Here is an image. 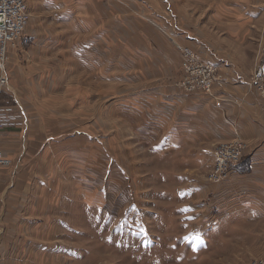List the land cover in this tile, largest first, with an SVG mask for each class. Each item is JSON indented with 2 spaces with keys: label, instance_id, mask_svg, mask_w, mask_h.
Returning a JSON list of instances; mask_svg holds the SVG:
<instances>
[{
  "label": "crops",
  "instance_id": "1",
  "mask_svg": "<svg viewBox=\"0 0 264 264\" xmlns=\"http://www.w3.org/2000/svg\"><path fill=\"white\" fill-rule=\"evenodd\" d=\"M188 1L194 18L205 19L204 34L199 33L205 46L198 45V49L208 58L213 59L209 43L214 41L215 28L222 27L219 60L226 65L220 67L223 78L215 84L212 96L187 94L182 89L179 51L163 37L154 39L155 44L146 32L149 29L135 17L117 19L118 0L42 3L46 16L30 21L18 49L10 52L8 83L0 87V104L7 103L5 94L12 96L28 120L23 131L0 132V150L13 160L12 166L0 168L1 213L10 209L12 213V203L19 198L20 225L28 229L38 223L39 205H32L43 199L35 194L37 187L40 191L49 187L57 204L67 200V187L77 193L72 200H87L82 172L87 153L101 150L96 137L102 136L95 126L101 128L102 106H108L117 136L123 117L127 128L134 126V116L147 119L154 103L164 128L159 138L169 142L173 138L180 152L201 142L216 144L235 138L247 142L250 171L236 174L237 194H243L238 197L237 211L264 220V109L249 81L264 42V0H208L195 5ZM187 4L174 0L179 10ZM153 76L162 80L155 88L157 96L150 92ZM87 122H93L94 131L86 129ZM85 130L92 137L85 136ZM34 262L47 264L49 259Z\"/></svg>",
  "mask_w": 264,
  "mask_h": 264
},
{
  "label": "rangeland",
  "instance_id": "2",
  "mask_svg": "<svg viewBox=\"0 0 264 264\" xmlns=\"http://www.w3.org/2000/svg\"><path fill=\"white\" fill-rule=\"evenodd\" d=\"M44 1L47 0H26L30 21L46 16L41 10ZM197 1L208 0H193L191 4ZM186 2L187 8L179 10L174 7V0H118L115 16H133L143 22L152 41L163 37L176 50L178 44L192 47L207 62L218 66L222 79V27L215 28L214 41L209 43L212 49L206 44L213 52V59L208 58L198 49V45L205 46L200 36L204 34L201 26L205 19L194 18L195 13H191L189 1ZM17 47H11L10 52ZM149 83L150 92L157 96L155 88L162 83L161 76L151 77ZM12 100L5 94L7 103L0 104V111L15 115V124H0V132L27 128L28 120ZM151 109L145 120L134 116V126L128 128L123 117L116 136L108 106H102L101 128L95 126L102 136L96 137L101 150L87 153L82 172L87 200H72L77 193L67 187V200L57 204L52 201L55 194L49 187H44V191L37 187L35 194L43 199L39 202L35 196L37 202L32 203L39 205L35 219L38 223L24 229L17 217L23 211L17 198L12 203L14 215L11 209L0 212V255L9 253L0 256V264H36L34 260L41 258L49 259L47 264H252L264 257V220L255 219L245 210L237 211L241 206L238 197L243 196L237 194L238 173L221 182L213 181V150L221 142H201L180 152L173 138L170 142L163 136L159 138L163 122L157 117L154 103ZM90 124L93 122L86 123V129L94 131ZM87 130L85 136L92 137ZM85 147L90 149L89 144ZM1 152L10 163L0 168L12 166L13 160ZM249 161L245 157L237 167L240 173L250 171Z\"/></svg>",
  "mask_w": 264,
  "mask_h": 264
},
{
  "label": "built area",
  "instance_id": "3",
  "mask_svg": "<svg viewBox=\"0 0 264 264\" xmlns=\"http://www.w3.org/2000/svg\"><path fill=\"white\" fill-rule=\"evenodd\" d=\"M30 22V12L26 0H0V84L5 86L10 48L18 46L23 39ZM182 58L181 87L186 93H205L212 95L215 84L221 79L216 64L207 62L203 56L190 46L177 45ZM250 83L256 89L263 102L264 109V42L261 44L255 70ZM0 111L1 127H8L17 118L15 115ZM20 114L19 116H21ZM248 144L241 138L221 142L214 149L213 181L221 182L238 173V166L244 162ZM10 160L0 151V165L9 164ZM252 264H264V257Z\"/></svg>",
  "mask_w": 264,
  "mask_h": 264
}]
</instances>
